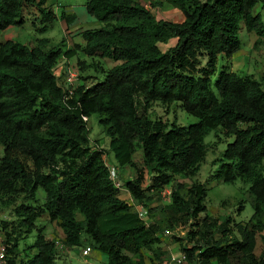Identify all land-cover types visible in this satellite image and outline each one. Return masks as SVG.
<instances>
[{
    "label": "trees",
    "instance_id": "16d2710c",
    "mask_svg": "<svg viewBox=\"0 0 264 264\" xmlns=\"http://www.w3.org/2000/svg\"><path fill=\"white\" fill-rule=\"evenodd\" d=\"M46 1L0 0V208L10 209L14 218L0 221L6 264H54L59 253L81 247V234L106 264H132L131 257L143 264L141 250L163 264L168 252L157 235L177 223H189L177 251L190 264H264V90L227 65L211 81L217 57L228 61L239 50L240 30L264 39V0H163L146 6L136 0H86L85 13L99 27L80 32V42L65 50L64 38L56 45L48 39L33 45L1 39L30 13L40 25L38 34L57 18L66 29L74 23L72 13L58 6L56 17ZM162 6L175 9L180 21L156 19L150 10ZM78 54L113 66L105 70L96 61L91 66L100 78L74 86L64 82L65 62L61 87L55 76L59 60L75 57L82 71ZM153 103L175 105L195 123L151 119ZM92 116L108 139L107 151L89 145ZM211 132L232 138L211 180L238 181L251 199L250 217L232 228L231 220L217 223L204 214L205 184L174 181L195 177ZM108 154L118 169L133 171L131 178L117 177L131 206L119 199L109 178ZM144 176L149 180L143 187ZM166 186L168 203L150 208L148 194ZM38 188L41 204L35 199ZM136 209L146 212L148 224ZM156 212L162 219H153ZM42 217L57 225L60 240L44 236V225H37ZM32 232V244L18 250V240ZM256 234L262 247L257 256Z\"/></svg>",
    "mask_w": 264,
    "mask_h": 264
},
{
    "label": "rangeland",
    "instance_id": "374dc122",
    "mask_svg": "<svg viewBox=\"0 0 264 264\" xmlns=\"http://www.w3.org/2000/svg\"><path fill=\"white\" fill-rule=\"evenodd\" d=\"M86 0H53V5H50L56 17L59 14L57 5L62 6H84ZM56 4V5H55ZM31 14V13H30ZM24 15V23L20 28H16V33L13 35L12 40L22 44V45H33L37 39H48L51 45L58 44L63 37L72 35L75 33L78 28H73L70 32L65 30V34L62 28L60 20L57 18L52 25V28L47 32L38 34L35 32V28L39 27L36 22H32V15ZM7 31V30H6ZM11 36L10 31L3 32L1 39H9ZM65 35V36H64ZM238 39L240 41L239 50L230 58L231 60L227 61L217 57L215 73L211 77V81L215 79L217 73L219 72L221 66H228V70L234 72L238 76H249L252 79L258 81L261 84V88L264 90V39H258L253 33H246L243 30L238 32ZM70 43H79L80 38L78 36L69 37ZM69 45L63 46L61 50H65ZM79 60L83 61V70L78 71L76 65L75 57L69 60H64L63 58L59 60L57 69L55 71V76L57 77V82L63 87L61 83L62 77L60 75L61 69L65 62L73 69L75 74L79 75V78L73 79L72 84L75 86L77 83L84 86H89L95 80L100 78V75L93 70L91 65L95 64L96 61H99L102 69H109L113 66L110 61L99 60L94 57L93 59H87L81 55H77ZM203 60V59H202ZM201 60L203 65L204 60ZM227 61V63H226ZM149 118L151 119H160L166 123L174 121L179 126H188L195 123V119L191 116L182 112L175 105L163 106L159 103H153L148 110ZM89 131V145H96L99 149L107 151L108 139L101 133L99 127L97 126L95 117L92 116L88 120ZM232 138H224L218 133L211 132L204 138V143H206V154L203 161L199 165V169L195 177L192 179H179L175 178L174 181L181 183L185 186H189L193 182L200 184H205L207 191L206 197L204 199L205 206V215L210 218H213L217 223H221L226 220H231L230 227L232 224H243L245 223L252 213L251 209V199L245 192L246 186L242 185L240 182L236 181L234 184H223L219 181L211 180L210 175L216 168V161L220 156V153L223 151L225 144L231 142ZM134 161L140 163V152L136 151L133 156ZM108 166H114L116 170L117 177L118 175L122 178H131L133 177V171L125 168L118 169L116 165L111 161V155L108 154L107 159ZM261 170L264 173V162L261 164ZM119 180V179H118ZM147 176H144L143 187L148 183ZM162 192V193H161ZM159 194L149 193L150 198V208H155L160 205H165L168 203L170 186L164 187ZM118 197L120 200L127 203L131 206V199L125 191H118ZM35 199L38 201V204L42 203L43 192L40 188L37 189L35 194ZM241 206L240 212H237V208ZM153 219H162V214L156 212ZM203 214L199 215L202 217ZM14 221V218L11 216L10 209H1L0 208V221ZM150 219H147V223ZM189 223H177L173 227L172 231H169L167 235H164L159 232L158 240L160 242L159 247L165 249L166 251L176 252L177 248L183 244L182 238L185 233L189 231ZM37 225H44L43 234L47 239L50 240H60L61 232L55 223L48 224L44 218H40L37 222ZM35 232H32L25 240H18V250H23L25 247H28L33 242ZM234 237L236 235L233 233ZM260 235L264 236V230ZM215 238H218V233H214ZM22 237V236H21ZM80 239L82 240L81 247L73 248L69 250L65 255L59 253L57 258L54 260V264H106L105 258L102 254L96 252L92 249L89 239L81 234ZM174 239H181L180 243L175 242ZM0 241L2 237L0 235ZM179 245V246H178ZM261 243L259 240V235H255V245L253 249V254L257 256L261 251ZM88 249L89 254L86 257L81 256V250ZM141 256L143 264H158L153 260L152 256L141 250ZM23 253H19V257ZM31 253H29L30 255ZM130 261L132 264L136 263V258L131 257Z\"/></svg>",
    "mask_w": 264,
    "mask_h": 264
},
{
    "label": "crops",
    "instance_id": "0c3cea01",
    "mask_svg": "<svg viewBox=\"0 0 264 264\" xmlns=\"http://www.w3.org/2000/svg\"><path fill=\"white\" fill-rule=\"evenodd\" d=\"M136 1H138L143 6H146L150 1H163V0H136ZM53 3H54L53 0H47L46 1V5H48V6L53 5ZM58 6H62V5H57L56 7H58ZM62 7H64L63 8L64 12L72 13L75 16L74 23L67 28V30L69 29L68 32H70L73 28H78V30L75 33H73L72 35H68L67 37H63L67 41V45L70 44L69 37L78 36V34L84 30H92V29H97L99 27L94 19H92L91 17L86 15L85 10H84V6H68V7L62 6ZM150 12L154 15V17L156 19L168 20V21H172V22L180 21V15L178 14V12L175 9H171L168 6H162L161 8H153L150 10ZM60 22L62 24V28H63L64 34H65L67 32V31L65 32L66 27L62 21H60ZM7 31H10L11 36L9 35V38H12L17 30L14 28H9V29H7ZM7 31H5V32H7ZM2 39H4V38H2ZM6 40H7V38H6ZM229 60H231V59H229ZM230 72H232V71H230Z\"/></svg>",
    "mask_w": 264,
    "mask_h": 264
},
{
    "label": "built area",
    "instance_id": "2783aa9c",
    "mask_svg": "<svg viewBox=\"0 0 264 264\" xmlns=\"http://www.w3.org/2000/svg\"><path fill=\"white\" fill-rule=\"evenodd\" d=\"M76 74L73 71V69H71L70 66H66L64 67V82L67 85H72V81L75 78ZM71 91V90H70ZM70 94V92H69ZM106 167H107V171L109 173V178L113 184V187L115 189H117L118 191H123L122 187L120 185V183L117 181V173L116 170L114 169V166H108L107 162H106ZM162 193V192H161ZM136 213L138 216V219L141 220L142 222H144V224L147 223V217H146V212L142 209H136ZM169 231L164 230L163 234L167 235ZM57 248H59V250L61 249L59 245H57ZM167 258L163 261V264H190L186 257L182 254L179 253L177 250L176 252H171V251H167ZM89 254V250L88 249H83L81 250V256H87ZM0 264H6L5 261V252L3 249V246L0 244ZM214 264V263H211Z\"/></svg>",
    "mask_w": 264,
    "mask_h": 264
}]
</instances>
